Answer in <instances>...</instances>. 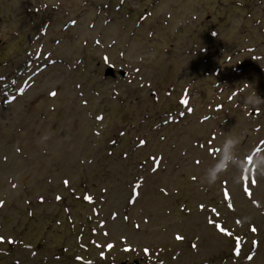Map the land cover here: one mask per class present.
I'll return each instance as SVG.
<instances>
[{
  "label": "rangeland",
  "instance_id": "374dc122",
  "mask_svg": "<svg viewBox=\"0 0 264 264\" xmlns=\"http://www.w3.org/2000/svg\"><path fill=\"white\" fill-rule=\"evenodd\" d=\"M135 263L264 264V0H0V264Z\"/></svg>",
  "mask_w": 264,
  "mask_h": 264
},
{
  "label": "snow or ice",
  "instance_id": "6c2138e0",
  "mask_svg": "<svg viewBox=\"0 0 264 264\" xmlns=\"http://www.w3.org/2000/svg\"><path fill=\"white\" fill-rule=\"evenodd\" d=\"M51 95H55V93H51ZM141 143H144L143 141H141ZM65 183H67V181L65 182ZM221 230L223 231V229L221 228ZM253 231H255V229H253ZM177 239H181V237H179V236H177Z\"/></svg>",
  "mask_w": 264,
  "mask_h": 264
},
{
  "label": "clouds",
  "instance_id": "9594fccd",
  "mask_svg": "<svg viewBox=\"0 0 264 264\" xmlns=\"http://www.w3.org/2000/svg\"><path fill=\"white\" fill-rule=\"evenodd\" d=\"M257 100H260L259 98H257ZM261 101V100H260ZM248 103H251V104H253V103H255V101H253L252 99H249L248 100Z\"/></svg>",
  "mask_w": 264,
  "mask_h": 264
},
{
  "label": "water",
  "instance_id": "95a60500",
  "mask_svg": "<svg viewBox=\"0 0 264 264\" xmlns=\"http://www.w3.org/2000/svg\"><path fill=\"white\" fill-rule=\"evenodd\" d=\"M135 264H137V263H135Z\"/></svg>",
  "mask_w": 264,
  "mask_h": 264
}]
</instances>
